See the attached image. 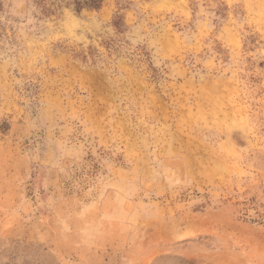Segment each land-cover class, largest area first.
Returning <instances> with one entry per match:
<instances>
[{"label":"rangeland","instance_id":"obj_1","mask_svg":"<svg viewBox=\"0 0 264 264\" xmlns=\"http://www.w3.org/2000/svg\"><path fill=\"white\" fill-rule=\"evenodd\" d=\"M74 1L0 0V264H264V0Z\"/></svg>","mask_w":264,"mask_h":264},{"label":"trees","instance_id":"obj_2","mask_svg":"<svg viewBox=\"0 0 264 264\" xmlns=\"http://www.w3.org/2000/svg\"><path fill=\"white\" fill-rule=\"evenodd\" d=\"M42 1H43V0H36L37 4H39V5L43 4ZM74 4H75V8H76L77 10H79V8H80L82 5H86V4H88V6H92V7H94V8H97V7H99L100 0H88V1L75 0V1H74Z\"/></svg>","mask_w":264,"mask_h":264}]
</instances>
